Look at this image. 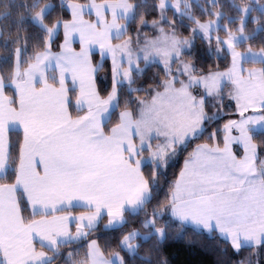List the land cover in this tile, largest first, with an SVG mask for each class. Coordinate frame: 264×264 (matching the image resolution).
Returning a JSON list of instances; mask_svg holds the SVG:
<instances>
[{
    "label": "crops",
    "instance_id": "0c3cea01",
    "mask_svg": "<svg viewBox=\"0 0 264 264\" xmlns=\"http://www.w3.org/2000/svg\"><path fill=\"white\" fill-rule=\"evenodd\" d=\"M105 1H114L115 4L118 2ZM105 1L65 3L70 19L63 22L70 25L73 40L67 55L62 50L65 38L62 25L57 31L62 34L58 51H53L51 43L47 41L50 47L37 53L34 60L23 70L19 68L18 58L15 59L11 82L16 94L15 105L11 104L10 98L4 93L0 78V161L5 162L0 166V176L7 169L8 131L19 130L23 135L15 181L11 184H0V251L5 264H44L49 260L47 249H54L60 244L84 237L75 239L71 234L76 232L78 217L96 214L94 226L105 217L104 228L112 229L123 223L124 211L136 212L149 197V188L141 172V165L150 163L149 153L139 154L146 147L138 146L136 114L130 109H123L119 112L118 123L108 133L102 127L116 105V89L114 99L106 105L103 104L114 88L113 72L110 92L105 98H100L94 81L97 66L92 64L90 53L97 52L100 59L109 57L97 50L81 54L78 47H75L78 38L90 40L100 37L99 24L87 21L85 16L97 14L105 20L109 13L102 4ZM115 4H111L112 9ZM72 10L78 11L84 25L73 22ZM116 10L119 14L124 12L119 8ZM120 15L124 19V33L125 21L129 17L125 12ZM113 39L116 37L110 35L109 40ZM46 50L50 51L51 57L43 63L42 74L33 72L31 66L37 55ZM61 56L66 59L58 60L57 57ZM50 70L56 73L57 85L48 81ZM69 88L76 91L75 108L81 111L77 116H72L68 107ZM200 146L202 144L198 147ZM201 164L202 162L197 166ZM184 169L185 162L170 196L169 211L174 219L206 231L202 223L195 224L181 219V216L189 213H185L179 204L183 205L187 201L190 203L192 198L196 202L193 213L204 218L207 225H203L209 228L207 231L217 232L233 247L255 245L253 241L242 244V238L251 240L250 238L259 236V243L264 240L262 207L254 208L251 214L242 217L234 211L231 203L225 198L222 199L220 193L215 194L212 191L207 196L200 197L193 192L195 195L184 196ZM193 179L196 177L191 178L192 186ZM206 188L207 185L203 186L202 193ZM18 191L24 194L31 213L37 215L27 222L23 221L19 210ZM137 193L140 195V202L129 205V198L135 200ZM180 195L183 196L178 198ZM117 203H122V219L109 223V207ZM64 218H67L70 230V234L66 236L57 234V224L64 222ZM84 226L87 230L90 229L86 221ZM232 240H236L239 245L234 246ZM91 241L96 240H90L88 245ZM104 257L109 264H123L118 253ZM85 264H89V256Z\"/></svg>",
    "mask_w": 264,
    "mask_h": 264
},
{
    "label": "trees",
    "instance_id": "16d2710c",
    "mask_svg": "<svg viewBox=\"0 0 264 264\" xmlns=\"http://www.w3.org/2000/svg\"><path fill=\"white\" fill-rule=\"evenodd\" d=\"M77 3H86L88 0H67ZM105 1V0H95ZM243 1V0H242ZM264 2V0H261ZM133 4L130 17L125 21V32L120 36L134 39L136 31L144 29V23L157 21L158 0H128ZM206 10L197 2L191 1L190 12L194 18L205 21L213 17L210 6L206 0L201 1ZM241 0H217L212 8L222 12L221 23H226L230 31L236 29L240 21V12L234 5ZM46 4L49 9L42 17L43 26L37 25L33 17L35 12ZM169 23L175 26V30L183 37L192 33L193 19L177 15L170 8L165 9ZM258 14V19L253 21L251 17ZM70 19V12L61 0H0V78L3 83L4 93L10 98L11 104H16V94L11 86L14 72L15 55L19 51V68L25 69L37 53L46 47L48 38L47 27L60 21ZM230 19V20H228ZM174 21V23H173ZM264 21V11L251 10L245 21L243 31L250 36L238 47L244 48L249 44L252 48L264 47V28L255 31L258 24ZM47 26V27H46ZM144 30H147L145 28ZM148 31V30H147ZM220 36L226 35L225 30H218ZM62 42V34L59 31L51 42V49L58 51ZM210 44V43H209ZM211 46L215 44L211 43ZM75 47H77L75 45ZM221 51V52H220ZM217 51L208 47L205 40L196 37L190 49L181 52L182 57L190 62L194 74L200 75L213 70L225 68L228 64V55L224 50ZM93 65L97 66L94 81L98 95L105 98L112 86V68L108 58L100 59L97 52L90 53ZM142 64V62H141ZM256 64V63H255ZM140 73H134L129 83L116 85V105L109 118L103 123L105 133L118 123L119 112L130 109L134 112L137 98L147 97L152 89H161L162 81L166 78L164 68L158 63L141 65ZM48 81L58 84L55 71L48 72ZM76 91L69 88L68 107L72 116L81 113L75 108ZM230 107L228 110H232ZM205 110L211 114V108L205 105ZM228 116L212 119L207 117L202 131L193 139L187 141L184 147L178 150L174 160L163 167L153 163L141 165L142 175L149 188V197L136 212L124 211L123 223L112 229H105V217L98 224L87 230V235L76 241H70L58 245L54 249H47L49 260L44 264H85L88 261V242L96 240L103 255L110 257L118 253L123 264H264V240L257 245L241 246L235 248L231 243L217 232H205L192 226L184 225L174 219L168 212L170 195L175 181L180 173L182 163L189 156L193 148L200 143L217 146L222 145V124ZM23 135L19 130L8 131V155L7 169L0 176V184H11L15 181L22 145ZM258 154H264V131H258L252 135ZM148 150H140V155H147ZM17 201L24 222L37 216L32 214L24 194L17 192ZM75 211V209H72ZM153 224L146 225L148 219ZM162 227L164 237L159 239L153 228ZM149 234L147 238L138 237L136 250L129 253L121 245L122 238L131 231ZM0 264L5 260L0 251Z\"/></svg>",
    "mask_w": 264,
    "mask_h": 264
},
{
    "label": "rangeland",
    "instance_id": "374dc122",
    "mask_svg": "<svg viewBox=\"0 0 264 264\" xmlns=\"http://www.w3.org/2000/svg\"><path fill=\"white\" fill-rule=\"evenodd\" d=\"M64 3L67 0H61ZM191 1L197 2L200 7L206 10L205 5L201 2L202 0H165V7L160 12V17L156 21L157 23L153 24V22L144 23V29H138L135 33L134 39L129 36H126L122 39H119L123 33L124 28V19L121 18L120 14L115 10V23L120 25L119 31L116 28H112L110 31L108 30V25L113 23V9L111 8V4H115L114 1H105L103 2V6L109 11L105 20L101 19L100 15L95 14V16L86 15L85 18L87 21H94L98 23L100 28V37L98 39H84L78 38L77 47L81 54L88 53L89 50H97L99 53H103L109 57V60L112 64V72L114 69V60L116 67V72L118 75L114 76L113 74V87L115 88L119 83H129L132 79L134 73H140L142 70L141 65L144 63L145 65L149 63H158L160 64L166 73V78L162 81V83L166 80L175 81V88L181 89L185 85H187L188 94L194 98L197 104L200 105L199 112L200 116L198 119L196 118H182L176 121L168 122L164 121L163 123H158L152 125L150 128L146 127L142 121V110L148 105L151 104L154 97L157 93L163 91V87L161 85V89L156 90L152 89L151 93L147 95V97L137 98L136 106L134 109V114H136L137 119L135 122L137 137H138V146L145 145L146 149H148L149 158L148 161L150 163L160 165L163 167L168 162L174 160L177 156L178 150L185 146L187 141L196 137L204 127V120L207 117H212V119L228 116L222 124V145L217 146L215 143L212 145H207V143H200L202 146L198 147L200 144H197L188 157H186L182 163L185 162V169L182 173H184V179L182 182V189L186 191L184 196L195 195L193 192H196L198 196H207L212 191L215 194L220 193L222 199L231 203L234 211L238 212L239 216L244 217L243 215L251 214L254 208L262 207L264 209V154L259 155L257 147L252 140V135L258 131H264V124H258L255 127L249 126L248 131L251 134V142L245 146V144L239 139V132L233 127L230 132L225 129V125L229 123V121L236 119L239 117L235 116L234 113L236 111L234 102L230 99L229 93L232 91V84L227 80H221L219 85V95H209L207 90L202 87L201 77L207 75L204 74H194L192 71V65L190 62L185 60L181 52L190 49L193 42H195L196 37H200L205 40L208 44V47L213 48L217 53V39L219 40L221 50H224L228 55V63H229V53L227 47L224 45V40L227 38L229 32L236 34L235 44L237 46V50L240 52L246 53L243 55L241 60V66L245 69H250L253 67H264V56L261 55H253L247 52V49L250 47L249 44H245L244 48L238 47V44L244 43L246 39L250 36L243 31V27L245 21L247 20L249 13L251 10H256L258 12L264 11V2L261 0H241V2H236L234 5L240 12V21L235 30L230 31L227 27V24L221 23L220 18L222 16V12L219 10H215L212 8V4L217 0H206L208 6H210V12L213 14V17L207 19L205 21L198 20L191 15ZM113 2V3H111ZM159 4V0H158ZM178 5V8L177 6ZM50 4H46L43 6V15L49 9ZM73 8V7H72ZM170 8L177 15H182L188 18L193 19L192 25V33L188 37H183L178 34L175 30V26L169 23L167 15L165 14V9ZM246 9V11H244ZM133 10V9H132ZM74 16V23L84 25L85 22L81 20V17L78 11L72 10ZM132 11L128 12V17H130ZM258 14H254L251 19L253 21L257 20ZM34 22L43 26V22L40 19H37L34 15ZM230 20V19H228ZM200 23H208L209 29L208 34L205 36V33L201 31L198 27H196V22ZM58 25L53 29V33L51 36L48 34L47 41L51 43L53 38L55 37L59 28L62 27L65 31V38L63 42V53L67 55L72 47V33L70 31V25L68 26V22H57ZM61 23V24H59ZM67 25V27H65ZM163 28L166 34L175 35L177 38L184 40L188 39L187 45H182L180 47L179 55L176 53H172L168 58V64L165 65L160 57L152 56L149 60L145 61L143 58V54L139 51V49L145 44L146 40H154L159 35V29ZM264 28V21L262 24H258L255 27V31ZM223 29L226 32L224 37L220 36L218 30ZM110 35H114L116 39L109 40ZM127 42L128 48L132 53H135V59L128 57L124 52H119L118 56L113 57V55L109 52V49L119 50L121 46H123ZM213 43L215 46H211ZM252 48V47H251ZM261 48H252L254 51L262 49ZM221 52V51H220ZM18 58V59H17ZM15 59L19 60V51H17L15 55ZM19 62V61H18ZM142 62V64H141ZM256 63V64H255ZM188 66L186 69L185 66ZM224 68L213 70L210 72L223 71ZM124 70H128L129 76L125 77L123 75ZM64 81V80H63ZM64 84V83H63ZM110 96V95H109ZM109 98V97H108ZM208 104L211 108V114H208L205 110V105ZM230 107H233L232 110H228ZM198 147L197 151L195 150ZM195 151V153H194ZM205 151V152H204ZM196 154V156H195ZM207 155V157H206ZM204 156V159L201 157ZM193 162L190 163L191 159ZM202 164L198 167L197 164ZM181 167V169H182ZM181 171V170H180ZM193 179V186L191 185V178ZM176 183V181H175ZM207 188L203 191V186ZM175 186V185H174ZM174 189V188H173ZM173 191V190H172ZM189 191V192H188ZM172 193V192H171ZM171 196V195H170ZM180 195L178 198H181ZM225 196V197H224ZM187 201L185 204H179L181 209L183 208L185 213L184 219L185 221H189L192 223L200 224L207 231L209 228L203 225L207 222L204 221V218L200 216H195L193 213L194 206L196 202L194 199ZM170 202L168 204V212L170 214ZM177 219V218H176ZM197 220V221H196ZM179 221V220H178ZM153 220L148 219L145 224H153ZM195 228H200L197 226H193ZM159 230V231H158ZM153 232L156 233L159 239L164 237V229L162 227L153 228ZM133 233H135L134 238L130 240V243L126 246L122 243L121 245L125 248L129 253H134L136 250V245L138 242V237L141 239L147 238L149 234L140 233L136 230L127 233L129 237H132ZM264 235V233H263ZM259 236L255 239L250 238L251 240H244L242 238L241 243H250L257 245L259 243ZM123 239V238H122ZM238 240V238H235ZM236 240H232V244L234 246H238V242Z\"/></svg>",
    "mask_w": 264,
    "mask_h": 264
},
{
    "label": "snow or ice",
    "instance_id": "6c2138e0",
    "mask_svg": "<svg viewBox=\"0 0 264 264\" xmlns=\"http://www.w3.org/2000/svg\"><path fill=\"white\" fill-rule=\"evenodd\" d=\"M187 0H185V3ZM178 8V5H176ZM134 5L129 3L128 0H118L117 4L113 6V23L108 25V30L116 28L119 31L120 25L115 23V10L117 8L122 9L126 14L131 12ZM165 7V0H159L158 13L162 12ZM246 11V9H244ZM43 6H41L36 12L35 17L42 20ZM157 23L153 21V24ZM174 23V21H173ZM47 27V26H46ZM67 27V25H65ZM196 27L208 34L209 24L196 22ZM55 24L52 27H47L49 36L52 35ZM160 35L154 40H146L145 44L139 49L143 54L145 61L149 60L152 56L160 57L165 65L168 64V58L172 53L179 55L180 47L188 44V39L181 40L175 35L166 34L163 28L159 29ZM236 34L229 32L227 38L224 40V45L228 49L229 63L225 66L223 71L209 72L207 75L201 77L202 87L207 90V93L211 95H219L220 81L227 80L232 84V91L229 93L230 99L235 104L234 115L239 117L238 120L233 119L225 125V129L230 132L231 128H235L239 132V139L247 145L251 142V134L248 131L249 126L255 127L258 124H264V67H253L250 69L242 68L241 60L246 53L237 50L235 44ZM46 49L48 45L46 39ZM219 40L217 39V51H220ZM109 52L113 57L118 56L119 52H124L126 56L135 59V53H132L127 42L119 48V50L109 49ZM248 53L253 55L264 56V48L259 50H253L251 47L247 49ZM51 57L50 51H44L37 55L35 62L33 63L32 71L42 74L43 63ZM57 59H66V57H57ZM117 65L114 60V76L118 75L116 72ZM187 69L188 66L186 65ZM123 75L129 76L128 70H124ZM31 79V76H29ZM175 81L166 80L162 83L163 91L156 94L151 104H148L142 110V123L146 127L163 123L164 121L172 122L182 118H196L200 116V105L196 103L187 92V85L181 89L175 88ZM115 97V88H113L112 94L108 100L103 101V104H108ZM5 163L0 161V166ZM136 202H140V195L137 193L136 199L129 198L128 203L132 205ZM122 203H117L114 206L109 207L108 216L109 223L114 221H120L122 219L121 213ZM175 214V212H174ZM184 217L181 216V219ZM97 219L96 214L78 217L76 220V232L71 233L73 238L78 239L81 236L87 235V229L84 226V222H87V227L92 228ZM67 218H64V222H58L57 234L68 235L70 234L69 226L67 224ZM159 231V230H158ZM125 235L122 239L124 245H128L130 240L134 238ZM89 264H109V261L102 255L96 241H91L88 245Z\"/></svg>",
    "mask_w": 264,
    "mask_h": 264
}]
</instances>
